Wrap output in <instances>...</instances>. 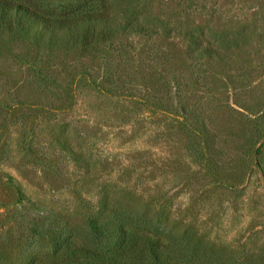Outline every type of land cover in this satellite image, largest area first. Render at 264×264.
<instances>
[{
	"label": "rangeland",
	"instance_id": "374dc122",
	"mask_svg": "<svg viewBox=\"0 0 264 264\" xmlns=\"http://www.w3.org/2000/svg\"><path fill=\"white\" fill-rule=\"evenodd\" d=\"M24 1L103 17L0 7V264H264V0Z\"/></svg>",
	"mask_w": 264,
	"mask_h": 264
},
{
	"label": "trees",
	"instance_id": "16d2710c",
	"mask_svg": "<svg viewBox=\"0 0 264 264\" xmlns=\"http://www.w3.org/2000/svg\"><path fill=\"white\" fill-rule=\"evenodd\" d=\"M0 7L2 8H8V9H14V10H25L28 13H30L35 19L42 21L43 23H46L47 25L54 27V28H62L70 25L71 23H75L77 21L81 20H93V19H99L102 18L103 14L99 13L98 11H94L91 8L88 7L87 4L77 7L74 10H70L68 12H65L63 14H47L43 12H39L34 7H30L26 1L24 0H0ZM80 251L85 252L84 256L80 257H73V261L76 264H88V261L86 259V256L88 258L89 252L84 249H80ZM94 256V255H90ZM137 257L134 256V260H136ZM69 263H71L69 261ZM116 264V263H113Z\"/></svg>",
	"mask_w": 264,
	"mask_h": 264
}]
</instances>
